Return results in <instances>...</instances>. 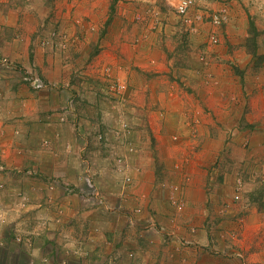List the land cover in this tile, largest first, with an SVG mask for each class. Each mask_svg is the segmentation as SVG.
<instances>
[{
	"label": "crops",
	"instance_id": "obj_1",
	"mask_svg": "<svg viewBox=\"0 0 264 264\" xmlns=\"http://www.w3.org/2000/svg\"><path fill=\"white\" fill-rule=\"evenodd\" d=\"M30 2L0 0V58L10 62L0 61V164L7 167V172H0V212L11 217L22 205L23 211H30L26 215L31 222V218L39 216L44 217L40 222L45 227L64 228L69 224L66 218L61 221L56 216L64 206L76 211L97 201L92 199L90 203V198L79 204L73 197L69 202V183L75 181V186L82 187L88 162L93 169L90 174L99 179L100 188V180L109 172L99 163L107 154L104 144L110 146L113 142L98 140L101 130L106 134L111 125L107 109L98 106L103 101L101 82L90 81L86 70L77 74L80 78H72L71 58L63 52L59 54L55 45L44 43L54 24L60 23L78 39L69 45L68 54L74 52L78 57L80 49L90 50L93 45L100 49V57L108 50L101 47L111 43L129 64L130 93L140 107L132 133L136 153L128 154L134 161L128 156V165L126 160L122 168L114 166L115 159V163L110 161V180L116 185H103L102 189L116 192L115 204L122 211L130 207L133 215L138 216L135 208L142 212L138 219L131 215L126 229L128 235L132 228L138 231L131 236V242L125 240L130 244L127 250L133 264H264V192L257 198L258 176L250 178L248 156L237 158L236 153L252 137L247 135L250 128L257 132L251 145L256 153L264 151V121L258 123L251 117L253 109L259 108V98L249 96L252 92L243 89L240 78L235 81L240 89L234 87L230 93L228 78L213 72L202 80L188 78L199 72L188 54L193 52L181 45L180 37L192 41L198 35L183 23L176 25V31L164 29L161 38H154L145 24L136 20L139 10L131 12L121 6L117 16L107 23L108 11L104 13L103 9L106 1L99 0L92 9V19H82V27L77 29L69 25L72 20L64 14L61 18L56 14L57 18L49 17L43 5L34 9ZM231 2L202 0L199 8L210 12L231 7ZM101 18L106 22L99 29ZM92 22L97 28L95 35L85 41ZM203 28L208 30L202 31L207 47L218 46L208 43L209 23H204ZM221 28L217 29L219 37ZM144 34L148 40L136 48L133 37ZM172 38L178 39L176 45H170ZM186 66L187 71L183 69ZM204 69L202 74L210 72ZM179 70L181 78L176 75ZM28 71L38 72L46 87L39 89L26 81ZM72 95L77 100L74 111L68 106ZM241 130L246 134L236 138ZM257 157L254 161L263 163L264 156ZM238 177L245 185L241 200L234 201ZM84 225L88 227L89 223L84 221ZM102 233L99 229L91 230L89 235L85 232L93 240L89 242L93 247L87 242L79 246L83 261L91 251L99 249L98 236ZM120 233L116 229L103 233L107 244H113L116 251L112 258L121 254L119 248L124 249ZM7 239L6 236L3 241Z\"/></svg>",
	"mask_w": 264,
	"mask_h": 264
},
{
	"label": "rangeland",
	"instance_id": "obj_2",
	"mask_svg": "<svg viewBox=\"0 0 264 264\" xmlns=\"http://www.w3.org/2000/svg\"><path fill=\"white\" fill-rule=\"evenodd\" d=\"M105 1L106 3L104 4L103 9L104 13L105 11H108L106 15L109 16V18L113 15L116 17L119 13V9H121V6H123V9H131V12H133V10L134 12H136V10H139L137 11L138 15L136 20L140 22L142 21L141 23L145 24L146 28L149 29L150 33L148 32V34H151L150 36L154 38H161L165 31L164 29H167L168 32L172 33L176 29V25L179 24V22L182 24V21L175 9L177 0H122V5L121 2H115L113 11L110 9L113 0ZM227 1H232L231 7H227L229 8L228 10L230 19L227 23L222 25V28L220 29L222 31L220 35L221 41L218 46L211 48L207 47V44L205 42L206 36L202 34V31H206L207 33V28L206 30H204L203 28L199 32L191 31L192 33L198 35V38L193 37L192 41L191 39L188 40L184 36L180 37V39H183L181 45H184L186 48L193 52V54H188L192 55V62L195 65L197 72H199L196 75L194 74L192 77L188 78H201L200 80H202V78H210V75L213 72V75H219L222 78H228L229 87L227 91L229 93L233 90L234 87H236L237 90L240 89L239 85L235 82L239 80L238 78H240L239 84L243 85V89L245 90V88H247V92H252L249 96H256V99L259 98V108L253 109V114L251 117L256 118L258 123L263 122L264 94L262 92H264V0ZM86 2L87 3L85 5L79 3L78 0H31L30 3H33L32 6L34 9L37 6L43 5L46 11L50 12L49 17H55L56 14L58 18H61L64 14V17L66 16V18L68 17L72 20V23L69 22V25L75 26V28L78 29L82 27V19H92L94 14L92 12V9L96 7L95 4H98L99 0H86ZM19 3H21V0H16V4ZM211 11L214 10L211 9ZM104 17L105 14L103 15V18ZM250 21H253L255 23L257 29V44L255 45H251L248 41V39L252 35L250 29ZM100 22V26L97 27L99 29H102L101 24H104V22L106 21L101 18ZM109 22L107 21V23ZM107 23L106 27L108 26ZM91 24L93 26H90L89 30L87 31L88 34L85 37V41H88L92 36L95 35L94 29L96 28V26L93 22ZM64 25H61L60 23L54 24V30L49 33V38H47L44 43H49V45L51 46L55 45L58 49H60V51L63 50L61 52L58 51V53L62 54L63 52V55H68V59L71 58V60L73 61L71 70L72 68L75 69V67L77 66L76 69L79 72L81 68L80 66L85 65L84 70H86V74L88 73L87 76H90V78H93L95 80H99L102 77L101 81L103 82L100 84V88L102 90L101 94L103 95V101L99 102L98 106L103 107V109H107V116L109 120H111V125L110 128L107 127L106 134L104 133V130L101 131L106 136V139L103 140L104 143L105 141H113L112 145L110 146L104 144L103 150H106L107 154L106 156L103 155V157L105 158L103 163L102 160L99 161V163L101 162V166L104 167V170L109 171L105 173V176L107 178H103L102 180H100L103 182L101 188L98 182L99 179L95 178V175L90 174L93 169L91 167V162H88L85 166L89 169V173L86 172L82 174V187H80V185L75 186V181L70 182L69 189L67 190L68 193L66 195H68L67 197L69 202H72V198L75 197L77 198L76 201L78 200L79 204H82V201L84 199L89 201L88 199L90 198V203L92 202V199L97 200L101 198L102 201H96V204H94L93 206L90 205L89 207H80L82 210H80V208H76V211H74L75 209L72 210L71 206H69L68 209H66V207L64 206L63 211L60 213L59 209L55 210L57 211V213H59V215L57 214L56 216L61 217V221L66 218V224L69 223L71 225L70 226L68 224V226L64 228L45 227V223L40 222V220L44 219V217L39 216H36L37 219L36 217L31 218V220L34 221L31 222L26 215L30 211H23L22 205H20V207L17 206L18 208L16 211V215L11 217L9 215L7 216L8 213L6 214L4 211H1L0 264H133L134 259L130 260L131 257L129 256L127 250L130 244L125 242V240L131 242V236L135 237L138 231H136V227L132 228L131 235H128L126 233V229L129 228L128 224L131 220V215L133 217L135 216V218L138 219L142 212H140V209L135 208L134 213L136 212L138 216L133 215V211L130 207L127 208L128 210H123L125 211L123 212L121 209H119L120 206H116L115 204V201L117 200L115 195L116 192L105 190V192L109 193L108 195H106L105 192H103L104 190L102 189L103 185L106 188L110 185H112L113 187H115L114 185H116L114 181V183H112V180H110V173L112 169V162L110 161L113 160V162L115 163L116 160V165L114 166L122 168L128 156L130 157V159H133L130 161H134V158H131V156L128 154L136 153L135 146L133 145L132 133L134 130L133 124H135V118L139 116L138 108L140 107L136 102H134L135 99L133 100V97L130 93L131 84L129 80V64L127 65V63L121 59V53L118 52L115 48L116 46H113L111 43H106L103 48L101 47V49L107 47L108 50L106 51V54L103 53L100 57H97V55L91 57V53L95 50V46L93 45L90 50H85L84 48L80 49L79 53H77V55H79L78 57H76V53L74 52L72 54H68L67 50L69 48V45L72 42L78 41V39H74V36L71 35L68 27ZM136 25L138 26V24ZM170 27L172 28L170 29ZM145 35L146 34L140 36L139 38H137L136 36L133 37L132 43H135L136 48H140V46L148 40V37H146ZM201 35H203L204 37ZM131 38L132 36L130 37V39ZM177 42L178 39L172 38V42H170V45H176ZM254 48L257 49V52L262 56V59H258L255 55H253L251 51ZM64 51L66 52L64 53ZM142 52V55H146V52H144L143 50ZM63 55H60V57ZM215 61H217V63ZM183 69L187 71L189 70V66L183 67ZM201 69H204V72H210H206L205 75L200 72ZM188 73H190V71H188ZM179 74L180 70L179 73L176 72V75L178 76V78H181L179 77ZM26 75V81L32 82V84L35 78L41 79V76L38 74V72L35 71H33V73L28 71ZM87 76L84 75V77ZM76 78L80 77L77 75ZM173 78H176V76L174 75ZM38 82L39 80L37 81V83ZM118 82H120L122 87L114 86L111 90L109 84H118ZM184 86L185 89H188L187 84ZM43 87H46L44 81L43 85L39 86L38 88L40 89ZM143 101H145V98ZM146 101L145 103H147ZM68 102L69 108L73 109V95L68 98ZM66 109H68V107ZM140 117L142 118L141 115ZM250 129L251 131H247V135L252 137L256 136L255 134H257V132L253 131L254 128ZM239 134H241V137H243L246 133L241 130L240 132H237V135L235 137L238 138ZM252 137L248 138L249 140L246 139L245 143L242 144L241 147L236 149V153H238L237 158H240V156H248L246 158L251 162H249V166L251 167L250 171H252L251 173H249L250 178L252 175L258 176L256 177L258 180L257 190H261L264 189V172H262L264 170V161L263 163L259 160L254 161V158L257 156H264V151H257L259 155L256 153L254 145H251L250 143L253 142ZM123 146H125V148ZM132 164L133 163L131 162L130 165ZM215 164L217 166V163ZM126 165H128V160L126 161ZM258 165L260 166L258 167ZM0 166L3 165L0 164ZM237 166L239 167L240 165L237 164ZM257 169L259 170L257 171ZM4 171L7 172V167H0V172ZM126 176V179L130 178V176ZM118 178L121 179L123 177ZM238 179L239 177L237 178V180ZM237 180L235 184H237ZM76 191L79 192L77 195H74ZM111 203H113V207L110 205ZM115 212L118 213L115 214ZM73 221H76V223H74ZM84 221H87L89 223L88 227H85ZM93 221L95 227L93 226L94 224L91 223ZM111 221L115 222L113 224L114 226L112 224L111 226H108V223ZM116 223L118 224V227L117 225L115 227ZM80 224L81 227H78L77 225ZM110 228H114L118 232H122L119 234V236L121 235L122 237V244L124 242V249L119 248V252H121V254L117 255V258H112V256L115 255L116 251L112 249L113 244H107L109 243L107 240V236L103 234L112 232L114 230L112 229V231H110ZM98 229L103 232L102 236H98V240H100L101 243H99L97 248H101V250L99 251L98 249L97 251H91V255L87 256L88 259L83 261V257L80 254L82 251H79V246H82L83 242H87L86 245L91 246L92 248L93 244L91 245L89 242L93 240L91 238L88 239L87 235L90 234L91 230H95L97 232ZM85 232L87 233V235L85 234ZM140 233L141 232H139V234ZM6 236L8 237L7 241H3L4 237Z\"/></svg>",
	"mask_w": 264,
	"mask_h": 264
},
{
	"label": "built area",
	"instance_id": "obj_3",
	"mask_svg": "<svg viewBox=\"0 0 264 264\" xmlns=\"http://www.w3.org/2000/svg\"><path fill=\"white\" fill-rule=\"evenodd\" d=\"M202 0H177L175 5L176 12L180 17L182 23L186 26L189 31L199 32L201 31V26L208 21L211 28L208 33V43L211 45H218L220 43V37L217 33V29L223 24L229 21V10L227 7H220L219 9L213 12H207L203 9H200L199 5ZM39 82L37 83V81ZM33 84L36 87L43 85V82L40 78H35ZM120 82L109 85L111 90L114 86H121ZM122 87V86H121ZM3 167V166H0ZM2 169V168H1ZM130 181V178L127 179ZM245 185L244 180L239 178L236 184V194L234 196L235 201L241 200V191ZM175 199V198H174ZM102 201L101 198L97 201Z\"/></svg>",
	"mask_w": 264,
	"mask_h": 264
},
{
	"label": "trees",
	"instance_id": "obj_4",
	"mask_svg": "<svg viewBox=\"0 0 264 264\" xmlns=\"http://www.w3.org/2000/svg\"><path fill=\"white\" fill-rule=\"evenodd\" d=\"M118 0H113V2H112V6H111V10L113 11L114 10V5H115V2H117ZM114 16V15H113ZM113 16H111L110 18H109V20H108V22L109 21H111V19H113ZM250 29H251V32H252V35H251V37L248 39V41L250 42V44L252 45H255V44H257V38H256V34H257V29H256V26H255V23L253 22V21H250ZM249 44V45H250ZM94 51L91 53V57H94L95 55H97L98 54V52L100 51V49L97 47V46H95L94 47ZM252 53H253V55H255L258 59H262V56L261 55H259L258 54V52H257V49L256 48H254V49H252V51H251ZM0 61L1 62H3V63H5V64H9L10 62H9V59L8 58H6V57H3V58H0ZM77 68V66L75 67V69H73V71H72V73H73V77L72 78H76V76H77V74L79 75L80 73H81V70H84V68L85 67H83V68H80V70H79V72H78V70L76 69ZM78 72V73H77ZM102 78V77H101ZM101 78L99 79V81L102 83L103 81H101ZM90 81L91 80H95V79H93V78H90V76H89V78H88ZM76 79H74V81H75ZM97 80V79H96ZM109 84V83H108ZM110 85V84H109ZM100 90H98V92H99ZM76 102H77V100L74 98V104L73 105H76ZM100 137V139H98L99 141H103V140H105L106 139V136L104 135V133H102V132H100L99 134H98ZM264 192V189H261V190H257V198H258V196L260 197V196H262V193Z\"/></svg>",
	"mask_w": 264,
	"mask_h": 264
},
{
	"label": "clouds",
	"instance_id": "obj_5",
	"mask_svg": "<svg viewBox=\"0 0 264 264\" xmlns=\"http://www.w3.org/2000/svg\"><path fill=\"white\" fill-rule=\"evenodd\" d=\"M215 11V10H214ZM210 12H213V11H210ZM205 23H208V21H206ZM204 25V24H203ZM203 25L201 26L202 28L201 29H203ZM224 25V24H223ZM209 28H211V26H210V24H209Z\"/></svg>",
	"mask_w": 264,
	"mask_h": 264
}]
</instances>
